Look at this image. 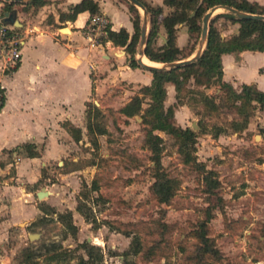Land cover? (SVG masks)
<instances>
[{"label": "rangeland", "instance_id": "rangeland-1", "mask_svg": "<svg viewBox=\"0 0 264 264\" xmlns=\"http://www.w3.org/2000/svg\"><path fill=\"white\" fill-rule=\"evenodd\" d=\"M161 1L145 0L152 7ZM135 8L141 26L143 12ZM170 11L163 6L164 15ZM222 13L224 10H217L212 19ZM135 15L130 13L131 17ZM230 22L218 18L215 24L221 33ZM178 30L177 44L183 49V60L195 52L201 33L192 34L187 43V30ZM164 34L160 28L156 45L164 42ZM93 37L96 42L101 40V34ZM122 51L118 55H123ZM138 67L143 73L148 71ZM132 85L117 81L108 89V100L97 96L89 100L88 105L101 109V122L107 130L97 137L98 148L91 145L85 128L81 143L72 147L67 159L62 160L64 164L52 162L50 171L44 172L49 180L42 185L50 187L60 184L58 171L80 170L72 182H64L70 198L64 201L62 213L69 211L68 203L73 202L76 211L82 201L89 208V221L82 215V219L72 216L73 223H78L75 235L65 230L57 214L28 226L26 232L21 223L0 237V264H25L26 252L32 264H78L80 257L87 255L77 245L88 238L101 249L97 264H122L124 260L128 264H264V104L235 99L219 84L207 88L196 85L193 78L184 84L179 98L176 94V102L169 106L173 111L177 104L189 108L181 114L183 119L171 121L196 132L190 149L193 159L186 161L172 134L154 130L161 139L162 170L175 181L169 202L160 203L151 188L156 171L146 142L150 125L141 114L125 117L119 112L136 95L142 99L143 110L151 103L143 87ZM123 89L129 92L109 105ZM204 94L211 103L204 100ZM165 103H170L168 98ZM169 106L164 104V108ZM93 185L96 190H92ZM30 233L38 237L30 240ZM133 238L141 244L138 253H133ZM54 244L61 245L57 251H65L63 258H50ZM94 253L98 259L97 250Z\"/></svg>", "mask_w": 264, "mask_h": 264}, {"label": "crops", "instance_id": "crops-1", "mask_svg": "<svg viewBox=\"0 0 264 264\" xmlns=\"http://www.w3.org/2000/svg\"><path fill=\"white\" fill-rule=\"evenodd\" d=\"M2 1L0 15L3 13ZM80 1L52 0L41 6L12 5L22 24L15 28L23 37V44L18 67L6 75L0 74L6 95L0 109V237L7 236L21 223H24L22 231L26 232L28 226L62 213L64 203L70 198L64 182H72L73 175L80 170L58 171L60 184L52 183L50 187L42 185L49 180L44 172L50 171L52 162L63 165L62 160L67 159L72 147L81 143L86 128L84 116L91 97L108 100L111 97L108 89L116 86L117 81L125 80L133 84L132 88L151 84L152 73L130 67L124 47L114 46L110 41L99 43L91 37L89 12L78 13L74 20L60 19V13H68L69 8ZM94 1L98 3L99 13L93 17L105 19L112 30L125 28L130 34L134 32L127 0ZM249 1L264 5V0ZM157 5L163 6L162 1ZM30 28L38 31L27 35ZM178 29L187 30L183 24ZM238 29L239 23L233 21L229 27L223 26L220 34L229 38L237 34ZM120 50L123 55H118ZM221 65L222 81L237 92L242 85L264 91V51L224 53ZM165 87L164 104L169 106L176 102V90L172 83H166ZM119 92L109 105L115 104V99L129 90ZM167 98L170 103H165ZM185 109H189L186 104H177L174 119H183L181 114ZM66 125L79 128L81 139L76 141ZM26 144L32 145L31 148H26ZM28 149L36 154L29 156ZM41 189H45L47 195L39 199L37 193ZM73 204L68 203V210L74 218H81ZM74 224L78 226V223Z\"/></svg>", "mask_w": 264, "mask_h": 264}, {"label": "trees", "instance_id": "trees-1", "mask_svg": "<svg viewBox=\"0 0 264 264\" xmlns=\"http://www.w3.org/2000/svg\"><path fill=\"white\" fill-rule=\"evenodd\" d=\"M139 1L143 3L150 14V27L144 48V55L149 61L157 64L169 63L182 59L183 49L177 45L178 26L180 24L186 26L188 43L192 34L201 33L202 25L200 20L206 11L213 6L227 5L243 12L264 14V5H259L249 0H162L163 6L171 9V11L165 15L163 6L157 5L152 7L144 0ZM2 2L4 3L2 10L5 12L10 11L14 4L41 6L46 3V0H31L26 3ZM69 10L68 13H60V19L67 18L68 20H74L78 13L87 11L90 14V20H92L93 16L99 13V6L94 0H81L72 5ZM129 11L130 13L136 14L131 17L134 32L130 34L125 28L112 30L110 25L106 24L104 27L105 35H101V40L98 42L110 41L114 46L124 47L126 55L129 57L130 67H138L139 65L136 62L135 55L140 40V17L135 6L129 5ZM192 12H194V14L191 16ZM218 18L239 23L237 34L229 38L222 37L215 24ZM160 28H163L165 32L164 42L161 45H156V39L160 37ZM189 44L193 45L191 42ZM191 49L190 51L193 50ZM243 50L264 51V20L236 18L235 15L230 13L217 15L209 23L206 45L199 59L179 68L150 71L152 73L151 84L142 88L151 99L149 106L143 110L142 99L136 95L119 109V112L125 117H133L141 114L145 123L150 125L146 133V142L153 154L152 159L156 171L155 180L151 188L152 193L160 203L169 202L173 196L175 181L168 177L162 170L160 162L161 147L159 145L161 139L158 135L153 133L154 130L166 131L176 137L179 142V151L186 155L187 162L193 159L190 156V149L191 147L193 148L197 138L196 132L191 128L178 127L171 121V119L174 118L173 107L169 106L164 108L163 104L166 97L165 84L172 83L175 87L177 97L179 98V92L182 86L193 78L196 85L208 88L213 84H219L220 87H223L226 92L235 99L255 101L259 104H264V91H260L250 85H242L240 91L237 92L230 84L223 82L221 79V55ZM203 98L207 103H211L207 95L204 94ZM102 118L103 113L99 107L94 104L88 105L86 109V129L93 148H98L99 146L97 137L107 133L105 126L101 122ZM66 128L76 141L81 139V130L79 128L71 125H66ZM31 146L30 144L25 145L26 148H31ZM28 154L29 156H34L36 151L28 149ZM213 186L212 184L209 187L211 188ZM96 189L97 187L93 185L92 190ZM76 210L86 221H89V208L84 202H79ZM57 216L65 230L75 235L77 227L73 223L72 213L67 211L66 213H58ZM204 237L205 235H203L202 239ZM203 240L205 241V239ZM133 244V253H138L141 248L138 239L133 238ZM52 246L54 248L52 247L51 249L53 253L50 255V258L56 260L63 258V253L65 251H57L61 245L54 244ZM77 247L84 250L87 255V258L80 257L78 264H97L98 260L102 258L100 247L88 241L79 243ZM94 250L98 252V259L94 255ZM26 257L25 264H32L29 261V252H26ZM122 264L128 263L124 260Z\"/></svg>", "mask_w": 264, "mask_h": 264}, {"label": "water", "instance_id": "water-1", "mask_svg": "<svg viewBox=\"0 0 264 264\" xmlns=\"http://www.w3.org/2000/svg\"><path fill=\"white\" fill-rule=\"evenodd\" d=\"M6 2H18V3H26L29 2L31 0H3ZM130 2L131 5L139 8L142 10L143 12V19H142V23L140 26V40H139V47L137 49V54L138 57L136 58V62L137 64L144 68L147 69L149 71H153V70H168L171 68H179L185 65L190 64L191 62L197 60L200 58L205 45H206V41H207V37H208V30H209V23L212 19L213 14L218 10H224V13H230L235 15L236 18H245V19H257V20H264V14H255V13H248V12H243L240 10L235 9L234 7L231 6H227V5H216L213 6L212 8H210L209 11H207L203 17H202V29H201V34H200V39L198 41V46L195 50V52L193 53V55L187 59H183V60H177V61H173V62H169V63H160V66H156V65H149L146 64L142 61V57L145 56L144 55V48L146 45V41L148 38V22H149V13L146 10L145 6L143 5V3H141L139 0H128ZM17 12L15 9H11L10 11H5L0 15V18L2 19V21L6 24L9 25H13L14 27H21L22 24L19 22V20L17 19ZM194 14V12L191 13V16ZM47 193L45 191V189H41L38 193H37V197L39 199H42L44 196H46ZM38 237V234L36 233H31L29 234V239H35Z\"/></svg>", "mask_w": 264, "mask_h": 264}, {"label": "built area", "instance_id": "built-area-1", "mask_svg": "<svg viewBox=\"0 0 264 264\" xmlns=\"http://www.w3.org/2000/svg\"><path fill=\"white\" fill-rule=\"evenodd\" d=\"M106 20L102 17L95 16L92 18V22L89 28V33L92 36L96 34L105 35L104 27L106 26ZM37 32L30 28L31 32ZM93 38V37H92ZM23 44V37L17 33V28L12 25L6 24L0 18V74L6 75L9 72L15 70L21 61V46ZM5 90L0 83V109L5 101Z\"/></svg>", "mask_w": 264, "mask_h": 264}, {"label": "bare ground", "instance_id": "bare-ground-1", "mask_svg": "<svg viewBox=\"0 0 264 264\" xmlns=\"http://www.w3.org/2000/svg\"><path fill=\"white\" fill-rule=\"evenodd\" d=\"M218 10H220V9H218ZM67 32H69V31H67ZM142 61H143L144 63H146V64H149V65L160 66V65H158V64H154V63L150 62V61L146 58V56H143V57H142Z\"/></svg>", "mask_w": 264, "mask_h": 264}]
</instances>
